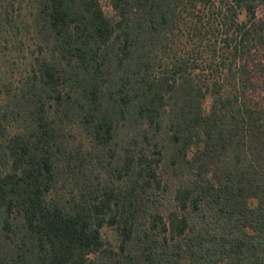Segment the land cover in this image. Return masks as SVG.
I'll return each instance as SVG.
<instances>
[{
    "label": "trees",
    "instance_id": "16d2710c",
    "mask_svg": "<svg viewBox=\"0 0 264 264\" xmlns=\"http://www.w3.org/2000/svg\"><path fill=\"white\" fill-rule=\"evenodd\" d=\"M261 9L0 0V264H264Z\"/></svg>",
    "mask_w": 264,
    "mask_h": 264
},
{
    "label": "rangeland",
    "instance_id": "374dc122",
    "mask_svg": "<svg viewBox=\"0 0 264 264\" xmlns=\"http://www.w3.org/2000/svg\"><path fill=\"white\" fill-rule=\"evenodd\" d=\"M104 7H105V10H106V12L108 14L112 13V9L107 3H104ZM260 14L264 15V10L263 9H261ZM210 105H211V98H208L207 101H206V104H205V107H206L207 110L210 109Z\"/></svg>",
    "mask_w": 264,
    "mask_h": 264
}]
</instances>
